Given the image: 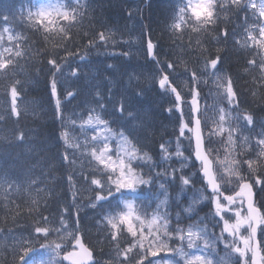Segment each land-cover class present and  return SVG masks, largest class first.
Returning <instances> with one entry per match:
<instances>
[{"label": "snow or ice", "instance_id": "obj_1", "mask_svg": "<svg viewBox=\"0 0 264 264\" xmlns=\"http://www.w3.org/2000/svg\"><path fill=\"white\" fill-rule=\"evenodd\" d=\"M25 2L27 7L21 5L20 21L26 22L31 37L39 36L43 41V56L47 57L51 76V98L56 104V118L63 127L65 115L58 88L68 82L65 92L69 100L79 94L75 81L81 76L80 64H73L70 58L85 59L73 49L83 46L90 52L115 44L118 29L110 30L101 24L100 30H95L94 21H90L91 30H84L78 46L75 39L80 32L76 30L83 29L86 15L81 0ZM138 3L151 7V0H138ZM169 3L171 7L163 18L161 32L171 42L170 52L162 51L161 44L153 42L149 23V38L145 42L142 29L138 48L132 47L131 40L123 41L128 48L120 55L131 66L121 71L108 64L104 69L109 82L107 99L100 87L95 86L87 119L75 113L67 117L72 127L60 133L64 145L62 160L70 167L78 160L82 163L78 176L68 174L73 207L65 206L57 213V223L56 217L44 215L46 209L41 208L39 200H33L35 207L29 208L35 212L32 225L18 236L9 229L12 243L3 249L5 258L0 264H101V259L103 264H264V122L259 124L257 132V112L240 99L231 73L226 74L222 68L229 51L228 25L233 15L243 13L241 28L246 35L233 40L231 48L247 50L244 71L260 87V99L264 100V0H169ZM136 13H142V8H130L128 19L132 20ZM2 23L8 25L9 16L3 15ZM5 34L12 47L3 45ZM124 34L121 32L122 37ZM34 43V39L30 40L23 32L15 33L8 26L0 32L3 48L0 85L5 101L0 121L5 123L15 117L14 124L18 125L22 111H27L20 106L24 79L23 66L17 58H24ZM49 43L53 45L52 50L47 48ZM177 48L183 55H176ZM136 53L144 56V64H131ZM37 55H41L39 50ZM185 56H195L194 64L190 66ZM181 64L184 72L174 75ZM110 71H120L125 79L124 90L112 104V111L119 117L127 114L128 122L133 124L131 130L121 126L119 132L113 131L111 122L105 118L109 103L116 96L111 86L113 77L108 75ZM142 78L149 80L152 90L159 88L160 94L166 97L169 107L165 111L175 118L178 126L173 133L177 138L175 151L169 150L170 141H162L157 154L159 160L140 144L136 126L145 133L149 129L130 107L133 98L145 95L146 89L133 83ZM181 80L189 95L178 83ZM201 85L211 86L210 92L212 88L216 90L212 117L207 115L208 108L201 109ZM252 96H256L255 91ZM254 103L259 107L257 101ZM259 112L264 113V107H259ZM77 129L79 135L75 134ZM13 137L10 144H23L26 138L19 128L14 129ZM185 139L189 144L187 156L181 148ZM173 156L178 159L179 168L173 166L176 163ZM189 164L192 169L198 168L196 179L184 171ZM177 180L181 194L192 193L191 203L184 209L189 219L194 218L196 206L208 200L212 210L210 226L220 228L219 236L214 232L209 235L207 224L200 227L204 220L187 227H171L170 215L161 209L172 199L169 187L176 185ZM41 182L31 170L14 173L0 169V191L6 198L12 195L8 189L19 192L24 185L28 190L35 186L37 192L51 193L52 189L39 187ZM197 183H201L198 191L195 190ZM81 196L86 198V203L79 202ZM156 200L159 202L153 208ZM73 208L77 217L74 227L70 225ZM85 208L94 214L99 259L97 248L83 235L79 216ZM219 243L224 245L223 255L218 252Z\"/></svg>", "mask_w": 264, "mask_h": 264}, {"label": "trees", "instance_id": "obj_2", "mask_svg": "<svg viewBox=\"0 0 264 264\" xmlns=\"http://www.w3.org/2000/svg\"><path fill=\"white\" fill-rule=\"evenodd\" d=\"M81 3L85 5L82 11H84L86 15L83 29L76 30L80 32V35L75 39V43L78 46L81 45V37L83 36L84 30H91L90 21H94L95 30H100V25L104 24L107 25L108 29H118V31L115 32V44L109 43L107 47L101 46L90 52L83 46L73 49V51L78 50L80 55L84 56L85 59L80 61L79 57L70 58L73 64H80L81 76L79 80L75 81V86L79 88V94L71 100L66 98L65 89L69 87L68 82L61 84L58 88V94L65 115V124L62 127L61 121L56 118V104L51 98V90L49 87L51 76L48 73L49 66L47 65V57L43 56V41L39 36L34 38L31 37L26 22L21 23L20 21L21 5L23 4L26 8L27 4L25 0H0V13L9 16L8 25H4L2 23L3 15H0V32L3 31L4 26H8L15 33L23 32L24 35L29 36L30 40L34 39L35 41L32 45V50L27 51L24 58H17L20 59V63L23 66L21 72L22 78L24 79V92L20 98V106L22 110L26 108L27 111H22L18 125L14 124L16 120L15 117H12L7 123L0 121V169L11 170L14 173H26L31 170L34 177H39L42 181L39 184L40 188L46 187L47 189H52L51 193L47 190L44 192H37L35 186L31 190H28L27 185H24V188L19 192L8 189L12 195L7 198L4 196L3 192L0 191V262L5 258L3 249L5 246H10L12 243V236L9 234V229L18 236L19 233L32 225L33 221L31 217L35 215V212H30L29 208L35 207L32 205L33 200H39L41 208L46 209L44 215L56 217L57 223V213L65 206L70 208L73 207V197L68 183V174L74 173L78 176L82 163L78 160L72 167L63 163L62 154L64 152V145L60 138V133L72 127V125L67 123V117L73 113L87 119L88 110L92 106L94 100V92L90 88L92 87V82H95L94 84H99L98 86L104 92L105 99H107V87L109 82L105 79L104 69L108 64L115 65L116 68L121 71L125 66H131L126 65L125 58L120 55L122 51H126L128 48V45L123 41L131 40L133 48L135 45L139 46V39L137 40L136 37L140 38L142 29L145 37L147 26L151 23L153 42H159L162 46V51L170 52L171 42L167 39V36H162L161 32L164 23L163 18L168 14L171 7L169 0H151V7L142 4V13H136L132 20L128 19L130 2L126 0H81ZM13 17H15V19H13ZM252 19L254 21L256 20L255 17H252ZM243 21V13H240L238 16H232V23L228 25L230 32L229 51L225 56L222 68L225 70L226 74L231 73L240 99L257 112L256 131L259 132V124L264 122V113L259 112V107H264V100L260 99L262 93L260 87L253 81L252 76L246 74L244 71L245 52L247 50L238 47L235 49L231 48L233 40L241 39L243 35H246L243 34L241 28ZM121 32L125 33L123 37L121 36ZM128 32L132 33L131 37L127 34ZM256 34L258 35V32ZM203 39L204 38L201 37V40ZM83 43L85 45L87 44V37L84 38ZM185 44H187V37L185 38ZM3 45L8 47L13 46L9 45L7 34L4 36ZM47 48L48 50H52L53 45L49 43ZM193 48H196L195 41H193ZM38 50L41 52V55H37ZM0 51H3L2 47H0ZM212 51L213 54H215V48H213ZM5 55L7 54L5 53ZM176 55H183L179 48L176 49ZM161 59H163V57H161ZM185 59L191 66L194 64L196 57L185 56ZM144 62V56L140 54L133 58L131 64H144ZM183 72L184 65L181 64L177 73H174V75ZM91 73L94 74L91 75ZM108 75L113 77L111 86L116 96L114 100L109 103L105 118L111 122L113 131L119 132L121 126L131 130L133 124L128 122L127 114H125L124 117H119L118 113L114 114L112 111V104L117 102L119 93L124 90L125 79L120 76V71H110ZM133 83H138L141 87H144L146 91L143 97L133 98L130 107L136 112L138 119L142 120L149 129V131L145 133L139 126H136L137 137L140 144L143 145L144 150L148 151L150 155H153L159 160L160 157L157 154L160 151L159 146L162 141H170L171 144L169 147H176L177 138L173 133L177 131L178 126L175 118L170 117L165 111L169 105L166 102V97L160 94L159 88L152 90L151 84L147 78H142L139 81L134 80ZM178 83H180L184 93L189 95L183 80L178 81ZM201 87L203 89L200 100L202 104L201 107L202 110L208 108L207 115L209 116L212 106L217 102V98L213 94L216 90L212 88L210 92L209 87L211 86L201 85ZM252 91L256 92L255 97L252 96ZM3 96V87L0 85V112L4 110L3 105L5 101ZM254 101L259 103V107ZM16 128L23 130L25 133L26 138L23 144L15 142L9 143L14 140L13 132ZM75 134H80L79 129H77ZM182 145L181 148L183 149L184 145ZM69 152L71 154L72 150H69ZM76 156L79 157V153H76ZM173 161L178 162L177 158L174 156ZM168 164H172V161H169ZM86 165L87 160L83 161V166L86 167ZM145 171H147L146 168ZM177 177H179V175H177ZM160 179H163V177H160ZM200 189L201 186L196 184L195 190L198 191ZM158 190L157 185V191ZM169 192L172 199L168 201L166 206H162L161 210L167 211L169 215H172L180 209L186 218L183 211L185 207L183 206L185 204L184 196L188 195L189 199V193L191 192L186 195L181 194L178 180L176 185L169 187ZM160 199H163V197H160ZM79 202L86 203V198L81 196ZM158 202V200L153 202V208H155V204ZM189 203H191V201L187 202V204ZM174 204L177 208H174ZM200 212L203 217L201 220H204V224H201L200 227L203 228L207 224L209 225V235H212L214 232L216 236H219L220 228L216 227L213 229L210 226L212 221V210L208 200H202L201 203L196 206L194 212L195 222L198 221ZM74 213L75 209L73 208V215L70 219V225L72 227L75 226L77 219ZM178 215H180V213ZM205 217H207L206 220ZM79 219L83 226L85 240L97 248V258H101V253L99 251L100 245L96 242L97 225L95 224L93 212L90 209H82ZM179 221L181 223L183 218H180ZM187 223H189V220L185 224ZM171 227L176 228L177 226L172 223ZM220 248H223V245ZM218 252L220 255L224 253L221 249L220 251L218 250ZM101 264H103V259H101Z\"/></svg>", "mask_w": 264, "mask_h": 264}, {"label": "rangeland", "instance_id": "obj_3", "mask_svg": "<svg viewBox=\"0 0 264 264\" xmlns=\"http://www.w3.org/2000/svg\"><path fill=\"white\" fill-rule=\"evenodd\" d=\"M132 6V7H131ZM131 6H129V9L131 8V9H134L135 7H137V6H139V4H132ZM27 7V6H26ZM136 39H139L138 37H136ZM91 72H93V71H91ZM92 74H94V73H91V75ZM95 82H92V87H90L92 90L94 89V87L95 86H98L99 84H94ZM202 105V104H201ZM213 116V112H212V110L209 112V116L208 117H212ZM209 127H211V124H209ZM215 139V138H214ZM171 144V143H170ZM113 145H114V142H113ZM175 148L176 147H169V150L170 151H172V152H174L175 151ZM185 149V150H184ZM184 149H182V150H184L185 151V156H187L188 155V149H189V144H188V140H186L185 141V143H184ZM175 157V156H174ZM178 160V159H177ZM174 167H176V168H179L180 167V165H179V162H176L175 164H174ZM184 171L186 172V171H188V172H190V174H191V176H193L196 172H197V169H192L191 167H190V164H189V166L188 167H186L185 169H184ZM177 175H179V173H177ZM190 195H189V199H188V195L187 196H184V199H185V204L183 205V206H185L184 207V209L185 208H187V206H188V204H187V202L188 201H191V198H192V193H189ZM191 197V198H190ZM184 211V210H183ZM184 213L185 214H188V213H186L185 211H184ZM179 227H181V226H179Z\"/></svg>", "mask_w": 264, "mask_h": 264}, {"label": "bare ground", "instance_id": "obj_4", "mask_svg": "<svg viewBox=\"0 0 264 264\" xmlns=\"http://www.w3.org/2000/svg\"><path fill=\"white\" fill-rule=\"evenodd\" d=\"M103 6V5H102ZM111 26V25H110ZM147 39H148V35H147V33L145 34V37H144V40H145V42L147 41ZM138 40V39H137ZM125 45V44H124ZM124 45H123V47H124ZM135 45V44H134ZM115 47H116V45H115ZM118 47H119V45H118ZM126 47V46H125ZM128 47V46H127ZM133 47V46H132ZM139 46H137V45H135V47H134V49H136V48H138ZM145 47H146V43H145ZM120 48H121V46H120ZM123 50V49H122ZM125 50V49H124ZM138 55H140L139 53H136V55L134 56V57H137ZM96 59V58H95ZM85 76V75H84ZM118 79V78H117ZM123 91V90H122ZM105 95V94H104ZM55 102V101H54Z\"/></svg>", "mask_w": 264, "mask_h": 264}, {"label": "water", "instance_id": "obj_5", "mask_svg": "<svg viewBox=\"0 0 264 264\" xmlns=\"http://www.w3.org/2000/svg\"><path fill=\"white\" fill-rule=\"evenodd\" d=\"M133 1H138V0H133Z\"/></svg>", "mask_w": 264, "mask_h": 264}]
</instances>
